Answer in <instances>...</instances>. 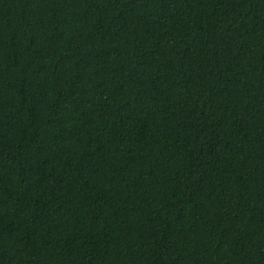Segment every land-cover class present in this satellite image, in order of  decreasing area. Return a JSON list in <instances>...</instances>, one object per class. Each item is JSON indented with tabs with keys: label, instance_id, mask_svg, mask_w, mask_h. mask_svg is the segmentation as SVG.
<instances>
[{
	"label": "trees",
	"instance_id": "16d2710c",
	"mask_svg": "<svg viewBox=\"0 0 264 264\" xmlns=\"http://www.w3.org/2000/svg\"><path fill=\"white\" fill-rule=\"evenodd\" d=\"M0 264H264V0H0Z\"/></svg>",
	"mask_w": 264,
	"mask_h": 264
}]
</instances>
